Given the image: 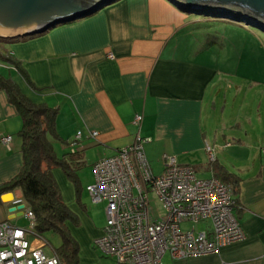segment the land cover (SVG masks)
<instances>
[{
	"label": "crops",
	"instance_id": "obj_1",
	"mask_svg": "<svg viewBox=\"0 0 264 264\" xmlns=\"http://www.w3.org/2000/svg\"><path fill=\"white\" fill-rule=\"evenodd\" d=\"M216 23L238 22L218 17L192 21L167 0H113L40 35L4 41L9 44L11 63L0 74L10 77L28 98L55 109L53 125L58 138L52 145L60 142L66 151L67 142L81 131L73 148L91 164L90 181L85 185L92 182L95 160L131 144L137 136L148 138L144 154L146 146L164 151L177 163L190 165L198 178L213 176L215 165L234 179L227 184L232 188V212L244 238L214 254L172 259L164 253L161 264H264V154L260 152L264 140L255 131L264 133V120L242 114V121L234 117L220 124L221 128L206 129L214 121L208 110L215 109L219 93L215 86L221 85L215 83L216 71L201 58L210 46L223 44V38L213 31ZM192 26L197 27L198 38L192 36ZM135 113L141 115L138 124L132 123ZM20 125L17 110L0 88V136L11 137L8 146L0 144V183L13 177L21 165L16 135ZM226 127L238 128L240 133L226 131ZM91 130L97 131L93 138L86 135ZM204 145L211 148L212 165ZM79 171L74 182L59 168L51 171L74 219L65 224L77 245V264H122L92 243L101 233L104 211L98 223L90 212L92 207H87L91 201L85 186L86 197L82 195ZM25 206L18 188L1 193L0 221L25 226ZM199 223L200 229L209 228L207 221ZM25 236L47 256L59 244V239L49 244L46 253L45 240L29 232Z\"/></svg>",
	"mask_w": 264,
	"mask_h": 264
},
{
	"label": "built area",
	"instance_id": "obj_2",
	"mask_svg": "<svg viewBox=\"0 0 264 264\" xmlns=\"http://www.w3.org/2000/svg\"><path fill=\"white\" fill-rule=\"evenodd\" d=\"M140 119L135 113L132 123L138 124ZM86 135L93 138L97 131ZM81 136L79 130L73 134L70 149ZM10 138L1 135L0 144L8 146ZM147 140L137 136L131 144L92 163L93 179L85 190L91 202H104L105 218L100 235L92 240L94 247L117 263L161 264L164 253L172 259L214 254L243 239L244 231L232 212V188L214 176L196 177L190 165L177 163L173 155L162 154L160 171L153 174L143 151ZM204 149L212 160L211 148L204 145ZM260 152L264 154V146ZM147 191L161 202L163 216L152 218ZM22 214L23 227L0 221V264H59L56 254L47 256L30 245L27 232L40 237L33 231L31 209L23 207ZM204 221L209 223L208 229L179 227L181 222Z\"/></svg>",
	"mask_w": 264,
	"mask_h": 264
},
{
	"label": "rangeland",
	"instance_id": "obj_3",
	"mask_svg": "<svg viewBox=\"0 0 264 264\" xmlns=\"http://www.w3.org/2000/svg\"><path fill=\"white\" fill-rule=\"evenodd\" d=\"M184 13L189 14L192 21H197L200 18H213L209 14ZM229 15L231 16L229 18L238 16L234 11L229 12ZM196 28L192 26L190 29L194 38H198L200 35V33H197L196 30L198 29ZM213 31L223 38V44L220 47L210 46L208 51L204 52V57L201 60L216 71L215 76L218 79L215 83L221 85V88L220 86H215V89L218 88L217 92H219L215 101V109L211 111V107H209L208 110V114H212L214 121L212 125L210 123L212 127H207L206 129L212 131L215 127L221 128L220 124L225 123L228 119L232 120L234 117H237L235 121H242V114L249 116L252 120L256 116H261L264 120V31L240 21L237 24L219 25L216 23ZM180 34L182 33L180 32ZM3 40L0 39V72L9 70V64L11 63L7 56L9 44ZM240 124L242 123L240 122ZM256 130L260 132V139L264 140V133L257 128ZM226 131L240 133V130L238 128L234 129V127H226ZM52 147L58 154L63 151L60 142H54ZM163 153L166 152L157 151L153 147H145V155L153 174H157L160 171V157ZM86 158L85 155L82 156L84 166L79 171L82 173L79 178V185L84 197H86V192H84L83 188L90 181L91 171V164L89 161H85ZM197 176L201 177L199 174ZM147 201L152 218L163 216L164 212L161 202L152 191H147ZM103 203L101 201L91 202L90 204L88 201L87 203V207H92L90 212L94 214L98 223L103 221ZM190 226H193L194 229H200L201 224L191 225L189 222H181L179 224L182 230L189 229ZM39 237L46 241V245L43 248L46 253L50 252L49 244L53 246L59 239L58 235L50 230L44 231Z\"/></svg>",
	"mask_w": 264,
	"mask_h": 264
},
{
	"label": "trees",
	"instance_id": "obj_4",
	"mask_svg": "<svg viewBox=\"0 0 264 264\" xmlns=\"http://www.w3.org/2000/svg\"><path fill=\"white\" fill-rule=\"evenodd\" d=\"M22 77L28 83L26 76ZM0 88L21 119V125L16 132L21 165L13 177L0 183V194L18 188L22 200L33 213L34 233L40 236L47 230L55 232L59 244L54 247L53 252L57 255L59 264H77V245L65 224L67 221L73 222L74 219L62 201L51 171L59 168L68 180L74 182L77 170L84 164L82 154L74 148L55 154L52 147L53 140L58 138L53 125L55 109L28 98L10 77L1 74ZM209 163L212 165L213 161L209 160ZM213 169V176L221 182H234L225 170L215 165Z\"/></svg>",
	"mask_w": 264,
	"mask_h": 264
},
{
	"label": "water",
	"instance_id": "obj_5",
	"mask_svg": "<svg viewBox=\"0 0 264 264\" xmlns=\"http://www.w3.org/2000/svg\"><path fill=\"white\" fill-rule=\"evenodd\" d=\"M113 0H0V39L40 35L87 16ZM183 12L240 21L264 31V0H167ZM234 11L237 17L229 18ZM231 17V16H230Z\"/></svg>",
	"mask_w": 264,
	"mask_h": 264
},
{
	"label": "bare ground",
	"instance_id": "obj_6",
	"mask_svg": "<svg viewBox=\"0 0 264 264\" xmlns=\"http://www.w3.org/2000/svg\"><path fill=\"white\" fill-rule=\"evenodd\" d=\"M176 3H178L179 5H182V3L179 0H174Z\"/></svg>",
	"mask_w": 264,
	"mask_h": 264
}]
</instances>
